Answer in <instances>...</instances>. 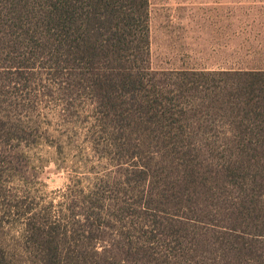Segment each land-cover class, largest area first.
I'll return each instance as SVG.
<instances>
[{
  "label": "trees",
  "instance_id": "obj_1",
  "mask_svg": "<svg viewBox=\"0 0 264 264\" xmlns=\"http://www.w3.org/2000/svg\"><path fill=\"white\" fill-rule=\"evenodd\" d=\"M150 14V0H0V88L50 70L95 105L120 168L113 197L29 205L19 236L0 231V264H264V71H155ZM5 104L2 209L28 138Z\"/></svg>",
  "mask_w": 264,
  "mask_h": 264
},
{
  "label": "rangeland",
  "instance_id": "obj_2",
  "mask_svg": "<svg viewBox=\"0 0 264 264\" xmlns=\"http://www.w3.org/2000/svg\"><path fill=\"white\" fill-rule=\"evenodd\" d=\"M150 13L151 67L158 72L220 69L228 58L218 43L227 34L264 28V0H150ZM24 76L31 81L11 83L17 75L9 74L0 88L3 108L28 133L22 145L11 146L22 154L18 172L6 167L10 197L0 205V231L10 239L20 235L18 214L29 205L66 214L71 200L82 205L91 191L105 188L106 196H115L111 182L120 173L106 155L95 105L74 97L50 70ZM16 201L23 209L8 215L7 205Z\"/></svg>",
  "mask_w": 264,
  "mask_h": 264
},
{
  "label": "crops",
  "instance_id": "obj_3",
  "mask_svg": "<svg viewBox=\"0 0 264 264\" xmlns=\"http://www.w3.org/2000/svg\"><path fill=\"white\" fill-rule=\"evenodd\" d=\"M218 44L219 49L227 53L225 65H220V69L201 71H264V28L258 30L249 27L227 34Z\"/></svg>",
  "mask_w": 264,
  "mask_h": 264
}]
</instances>
